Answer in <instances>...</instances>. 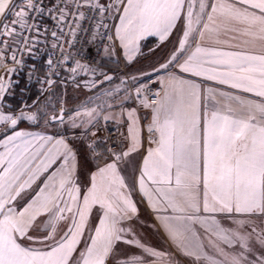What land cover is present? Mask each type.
Wrapping results in <instances>:
<instances>
[{"label":"snow or ice","instance_id":"1","mask_svg":"<svg viewBox=\"0 0 264 264\" xmlns=\"http://www.w3.org/2000/svg\"><path fill=\"white\" fill-rule=\"evenodd\" d=\"M0 18V264H264V0H0ZM150 37L151 71L82 62L99 39L127 68Z\"/></svg>","mask_w":264,"mask_h":264},{"label":"built area","instance_id":"2","mask_svg":"<svg viewBox=\"0 0 264 264\" xmlns=\"http://www.w3.org/2000/svg\"><path fill=\"white\" fill-rule=\"evenodd\" d=\"M42 23L44 24H52V21L50 20H43ZM105 41L103 40H96L93 42L91 45L86 46V51L83 53V60L82 62L90 63L93 66H98L102 67L104 62L106 61V57L103 53V45ZM39 47H43L45 50L44 51H39L36 50V56L35 58H30L29 54H25L24 60H25V65L24 68L19 71L18 73L14 74V81H19L21 85L20 87V101L22 104L28 103L30 96L33 93H39L40 91V84L37 82V77H41L43 73L47 70V58L49 55V52H52L53 50L49 45H41ZM55 55H59V53H55ZM117 60V69L118 71H124L125 66H124V61L119 58L115 57ZM35 67L36 74L34 75L31 83L28 82V71L31 70ZM155 78V77H153ZM147 79V78H145ZM153 88L157 87V85H152ZM25 89L23 92L21 89ZM120 129L118 126L114 125L112 122L107 123L106 129H103L98 133V136L100 137H116L120 134Z\"/></svg>","mask_w":264,"mask_h":264},{"label":"rangeland","instance_id":"3","mask_svg":"<svg viewBox=\"0 0 264 264\" xmlns=\"http://www.w3.org/2000/svg\"><path fill=\"white\" fill-rule=\"evenodd\" d=\"M14 3H16V4L20 3V0H14ZM6 19L8 21H10L12 19V16L10 14L6 15ZM4 20H5V18H1L0 23H3ZM145 54L146 55L144 57H141L139 59L138 63L134 64L135 69L144 68V67L149 66L151 63H153L156 56L159 55V50L157 51V53H149L147 51ZM105 57H106V61L104 62L102 67H99L104 72H107V73L113 74V75H119L123 72H127V68H125L124 71H118L117 69H115L117 67L118 63H117V60L113 56H105ZM111 57H113V60ZM117 83H118V81H117ZM58 91H61V90L58 89ZM87 95L88 94L86 92L80 91L79 92V100H84ZM76 96H77V93L73 91L71 86H69L67 89V101H68L67 106L68 107L71 108L77 104L78 101L76 99ZM40 99L43 100L44 97H41ZM53 103H55V98L53 99ZM70 131H71V133H74L73 130H70ZM76 131L78 132L79 130H76Z\"/></svg>","mask_w":264,"mask_h":264},{"label":"crops","instance_id":"4","mask_svg":"<svg viewBox=\"0 0 264 264\" xmlns=\"http://www.w3.org/2000/svg\"><path fill=\"white\" fill-rule=\"evenodd\" d=\"M156 43H157V38H155V37H150V38H148L147 40L143 41V42H142V47H143L144 52L146 53V52L148 51L149 48H151V47H155ZM111 58H112V60H113V57H111ZM114 58H115V57H114ZM144 69H147L148 71H151V69H150L149 66L144 67ZM136 70H137V69L134 68V64L131 65V66H128V67H127V72H129V73H134ZM12 79L15 80L14 75H13ZM216 87H217V88H220L221 90H224V91H232L231 89H227V88L224 87V86H219V85H217ZM16 89H17V87H16L15 89L11 90V91H14V95H15V91H16ZM14 95H10V96H7V97H6V100H7L8 103L12 104V103H11V98H12ZM31 96H32V95H31ZM29 103L31 104L32 101L29 100L28 104H29ZM12 105H13V104H12ZM209 105L212 106V107L215 106V105L212 103V101H209ZM22 106H23V104L21 103V107H22ZM13 107H14V105H13ZM140 115H141V116H144L145 113H144V112H141ZM112 123H113L114 125L118 126L121 132H122V131H125V129L123 128V126L117 125V124L114 123V122H112ZM26 126H27L26 123L21 125V127H26ZM32 130H39V129H38V128H33ZM73 134H74V133H71L70 130H68V131L66 132V135H68V136H70V137H71ZM141 214H142L143 216H145L146 218H149V219H150V217L147 216V213H146V211L144 210L143 205H141ZM157 240H158L157 237H153V243H156Z\"/></svg>","mask_w":264,"mask_h":264},{"label":"trees","instance_id":"5","mask_svg":"<svg viewBox=\"0 0 264 264\" xmlns=\"http://www.w3.org/2000/svg\"><path fill=\"white\" fill-rule=\"evenodd\" d=\"M20 87L21 85L17 86V89L15 91V95L11 98V103L14 105V108H19L21 107V101H20ZM38 93H33L32 96H30V101H33L34 99H36Z\"/></svg>","mask_w":264,"mask_h":264},{"label":"water","instance_id":"6","mask_svg":"<svg viewBox=\"0 0 264 264\" xmlns=\"http://www.w3.org/2000/svg\"><path fill=\"white\" fill-rule=\"evenodd\" d=\"M1 19V18H0ZM113 75V74H112Z\"/></svg>","mask_w":264,"mask_h":264}]
</instances>
